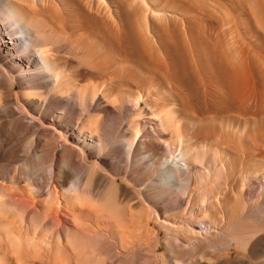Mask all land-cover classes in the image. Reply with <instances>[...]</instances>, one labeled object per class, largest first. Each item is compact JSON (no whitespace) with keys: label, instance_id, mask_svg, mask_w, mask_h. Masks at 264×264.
Segmentation results:
<instances>
[{"label":"bare ground","instance_id":"bare-ground-1","mask_svg":"<svg viewBox=\"0 0 264 264\" xmlns=\"http://www.w3.org/2000/svg\"><path fill=\"white\" fill-rule=\"evenodd\" d=\"M0 264H264V0H0Z\"/></svg>","mask_w":264,"mask_h":264},{"label":"rangeland","instance_id":"rangeland-1","mask_svg":"<svg viewBox=\"0 0 264 264\" xmlns=\"http://www.w3.org/2000/svg\"><path fill=\"white\" fill-rule=\"evenodd\" d=\"M237 255V253H233V257H235Z\"/></svg>","mask_w":264,"mask_h":264}]
</instances>
